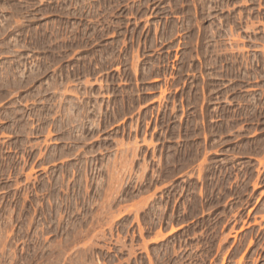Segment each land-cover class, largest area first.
<instances>
[{
	"label": "rangeland",
	"instance_id": "374dc122",
	"mask_svg": "<svg viewBox=\"0 0 264 264\" xmlns=\"http://www.w3.org/2000/svg\"><path fill=\"white\" fill-rule=\"evenodd\" d=\"M0 264H264V0H0Z\"/></svg>",
	"mask_w": 264,
	"mask_h": 264
}]
</instances>
